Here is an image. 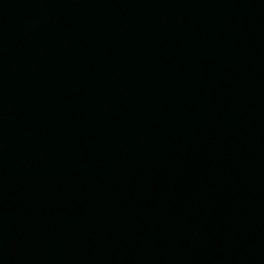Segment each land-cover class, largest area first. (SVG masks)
<instances>
[{
    "label": "water",
    "instance_id": "obj_1",
    "mask_svg": "<svg viewBox=\"0 0 264 264\" xmlns=\"http://www.w3.org/2000/svg\"><path fill=\"white\" fill-rule=\"evenodd\" d=\"M0 264H264V0H0Z\"/></svg>",
    "mask_w": 264,
    "mask_h": 264
}]
</instances>
